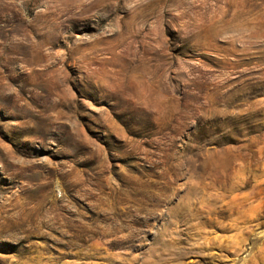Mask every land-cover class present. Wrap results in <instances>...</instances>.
<instances>
[{
  "label": "rangeland",
  "instance_id": "374dc122",
  "mask_svg": "<svg viewBox=\"0 0 264 264\" xmlns=\"http://www.w3.org/2000/svg\"><path fill=\"white\" fill-rule=\"evenodd\" d=\"M0 264H264V0H0Z\"/></svg>",
  "mask_w": 264,
  "mask_h": 264
}]
</instances>
